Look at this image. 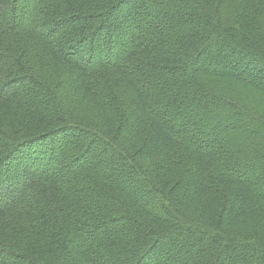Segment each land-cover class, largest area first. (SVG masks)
<instances>
[{
  "label": "trees",
  "instance_id": "trees-1",
  "mask_svg": "<svg viewBox=\"0 0 264 264\" xmlns=\"http://www.w3.org/2000/svg\"><path fill=\"white\" fill-rule=\"evenodd\" d=\"M227 2L0 0V264H264L263 121L209 82L264 97V0Z\"/></svg>",
  "mask_w": 264,
  "mask_h": 264
},
{
  "label": "rangeland",
  "instance_id": "rangeland-1",
  "mask_svg": "<svg viewBox=\"0 0 264 264\" xmlns=\"http://www.w3.org/2000/svg\"><path fill=\"white\" fill-rule=\"evenodd\" d=\"M233 3L234 0H228L227 2L225 9L227 17L232 15ZM258 20L264 29V11L259 12ZM209 82L212 85L213 91H216L218 94L228 99H232L236 104L245 109L253 118L263 121L260 131L257 133V137L264 140V97L254 89L243 86L236 81L228 79H211ZM257 123L260 122L258 121Z\"/></svg>",
  "mask_w": 264,
  "mask_h": 264
}]
</instances>
